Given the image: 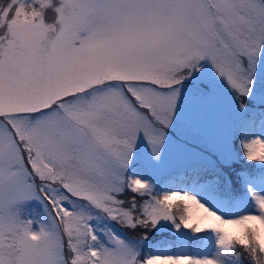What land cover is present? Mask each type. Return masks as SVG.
<instances>
[{
    "label": "snow or ice",
    "instance_id": "snow-or-ice-1",
    "mask_svg": "<svg viewBox=\"0 0 264 264\" xmlns=\"http://www.w3.org/2000/svg\"><path fill=\"white\" fill-rule=\"evenodd\" d=\"M0 264H264V0H0Z\"/></svg>",
    "mask_w": 264,
    "mask_h": 264
},
{
    "label": "rangeland",
    "instance_id": "rangeland-1",
    "mask_svg": "<svg viewBox=\"0 0 264 264\" xmlns=\"http://www.w3.org/2000/svg\"><path fill=\"white\" fill-rule=\"evenodd\" d=\"M187 247H190V246L186 245V248H187Z\"/></svg>",
    "mask_w": 264,
    "mask_h": 264
}]
</instances>
